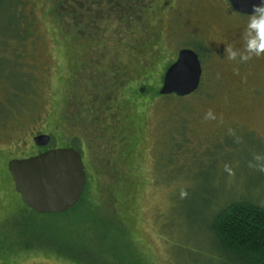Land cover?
Returning a JSON list of instances; mask_svg holds the SVG:
<instances>
[{
	"label": "rangeland",
	"instance_id": "374dc122",
	"mask_svg": "<svg viewBox=\"0 0 264 264\" xmlns=\"http://www.w3.org/2000/svg\"><path fill=\"white\" fill-rule=\"evenodd\" d=\"M64 2L25 0L20 11L33 24L19 55L13 10L0 5V264H85L40 247L50 245L36 237L45 232L63 252L84 253L88 264H231L215 255L212 209L243 197L264 206V55L241 61L226 54L228 46L243 51L248 17L228 0H127L130 17L111 20L106 36H98L89 16H74L72 25ZM183 49L200 56L206 92L187 100L194 106L187 141L171 142V121L161 127L181 105L173 99L151 102L144 124L131 131V119L142 116L124 109L122 95L153 69L162 87L161 62H175ZM20 55L23 70L43 80L35 91L15 78ZM16 88L24 100L19 109L31 96L37 105L13 121ZM209 109L217 119H204ZM43 134L49 148L75 137L86 146L92 194H84L75 215L32 214L15 191L8 163L31 155L34 137ZM54 218H95L103 227L86 222L76 233L67 219L49 227ZM123 226L129 234L121 238Z\"/></svg>",
	"mask_w": 264,
	"mask_h": 264
},
{
	"label": "trees",
	"instance_id": "16d2710c",
	"mask_svg": "<svg viewBox=\"0 0 264 264\" xmlns=\"http://www.w3.org/2000/svg\"><path fill=\"white\" fill-rule=\"evenodd\" d=\"M4 2L7 3V6L9 9L13 10L14 13V27L16 29V41L19 42V44H17L15 47H18L16 54H20L19 49H23L25 44H26V36H27V32H28V27L32 26L33 22H31L30 17L32 16H28L26 14V12H22V10L20 11V9L23 8V6L26 4L25 0H0V5L4 4ZM54 4L55 2L52 1ZM72 2H69V0H66V2H64V4L59 5L61 8H63V11L65 10V13H69L71 15V24H75L74 20L76 19L75 14H73V9H72ZM64 13V12H63ZM29 19H28V18ZM85 17V16H82ZM119 17V16H118ZM126 18H129L130 16L127 14L125 16ZM81 18V17H79ZM28 20V22H27ZM59 20V19H58ZM127 22V20H126ZM87 35L88 33H91V31H86ZM98 33V36H106V31L104 30H99V32H95ZM20 59V63L16 65V70H15V78L17 80V82L19 83V86H21L22 88L26 87L28 89L27 86H32V91L37 90L40 86V83H42L43 80L36 78L35 76H33L32 74H28L26 71L23 70V63H22V59L26 58L25 55L23 56H18ZM167 61H163L161 62V64L163 65V69L166 70V68H168L169 66H171L173 64V60L168 61V59H166ZM159 64H157L156 66H158ZM20 72H18V70ZM156 69H153L152 72H147L146 75H144V77H142V80L137 82L136 84L139 85L138 89H130L128 91H125V93L122 95V98H124L125 102H123V106L124 109L127 110L128 109H134L136 110L138 113H141L140 115L142 116L145 115V113H147L149 110H152L151 107H153V103H157L155 101V99H157L158 101L160 100H167V99H173L175 101L173 102H180V107L176 106L174 108L175 110V115H173L172 120H170L169 115H164V117L162 118L161 121V127L162 129H165L166 124L168 121V124L170 125V121H171V125L173 123L172 131H171V135H170V140L175 141V140H180V143L182 141H187L188 138V134H189V130L187 129V125L190 123L191 121V116L190 114L193 113L194 111V106L187 104V100L190 98H195V96L198 97V99L204 98L206 97V92L201 91L202 90V85L200 87V89L193 95L189 96V97H185V98H180L177 96H162L160 95V85H161V74H156L154 73ZM165 74V72H164ZM163 74V76H164ZM157 79L156 83L155 80ZM159 80V81H158ZM37 89H34V88ZM23 88V90H24ZM15 100H16V104L18 103V105L15 107V112H14V116H12L13 121H15V117L17 118V120H19L20 118L23 117L22 111L26 110L28 108H32L34 109L37 105V101L34 99L33 96H31V98L27 99V101H25V108L24 109H19L18 106L19 105H23V97H22V92L19 91L16 88L15 91ZM155 101V102H154ZM153 102V103H151ZM170 104H165L164 106H161V108L163 110L168 109L167 106H169ZM151 106V107H150ZM141 109V110H140ZM135 111V112H136ZM161 111V110H160ZM137 113V114H138ZM139 115V114H138ZM139 115V116H140ZM120 116V115H119ZM135 117V116H134ZM121 118V116L119 117ZM144 116L142 117H136L131 119L130 126H131V131H133L134 129H136L134 126L136 124L140 123V120H142V124H144ZM128 122V121H127ZM143 126V125H142ZM142 126H138L140 129ZM127 128V130H130L129 125L127 124L125 126ZM9 128V127H6ZM15 128H17L15 125L14 127L10 126V130H14ZM60 128V126L58 127ZM125 128V130H126ZM11 130V131H12ZM126 130V132H127ZM176 132H178L176 134ZM175 134V135H174ZM73 138V137H72ZM20 140V139H19ZM16 141V140H15ZM34 141V139H33ZM18 143V141H17ZM82 142L78 139V138H73L70 139L68 141V144L66 146H69V144H71L74 147L77 148H82ZM85 145V144H84ZM19 146V145H18ZM22 144L20 145L19 149L21 148ZM86 147V146H85ZM131 152V150H129ZM127 155V153H126ZM25 158V157H23ZM23 158H18V159H23ZM202 161V160H200ZM203 163V162H202ZM202 163L201 165H196L194 166V169L192 170L194 171H199L201 170L202 167ZM168 165V164H167ZM169 166V165H168ZM1 171V170H0ZM192 171L190 173H192ZM1 173V172H0ZM93 186V181H88V186L86 189V194L90 193V189ZM92 193H90L91 195ZM85 196H83V198L81 199V201L79 202V204L72 210L64 213V214H76L78 213L77 210L79 208V206L81 204H84L86 202L85 200ZM32 212V211H31ZM32 214H35L32 212ZM212 219L209 222L208 225V231L210 232L213 241H212V245L216 248V252L215 255H223L225 258H227L228 260H231V264H264V206L259 204L258 202H255L254 200H249L246 199V197L240 198L237 201H233L230 203H223L221 205H217L215 206L214 209H212ZM56 221L59 219L58 222H54L51 223L50 225L48 224L49 227H55V228H61L63 226V219H67L68 222L71 221L70 224H68L67 226H71L73 227L72 230H75L76 233L84 226L86 225L88 227V225L86 224V222L92 223V225L94 227L97 226H102L103 223L100 222V220H97L95 218H89V221H86V219H83L81 221L78 220V218H54ZM121 220V221H120ZM118 221H120L119 223H122V219L118 218ZM91 225V224H89ZM93 227V228H94ZM123 230L124 232L121 234V238L124 237H128V232L125 230V226H123ZM52 229V228H51ZM104 228H102L103 230ZM85 230V229H83ZM126 231V232H125ZM101 232V231H100ZM98 233V232H97ZM103 233V232H102ZM55 235L50 234V233H42L40 236L36 235V237L40 240H44L47 241L50 245L44 244V246L40 245L38 243V245L40 247H53V251H55V254L57 256H64L65 259H70L73 260L76 263H85L88 264L89 261H84L83 259H81V257L79 256L80 254H84V253H78L75 254L74 252L70 251V253H65L61 250V248H59L58 246H55L54 242L50 243L49 241L51 240V237H54ZM18 237H15V239L17 240ZM69 239V238H67ZM39 242V240H36V242ZM76 244L83 246L84 244H81L79 241L75 242ZM124 243V242H123ZM30 246V245H29ZM28 247V246H25ZM124 249L125 251H127L128 253H130L131 255H136V253H132V251H129L128 247L125 246L124 244ZM134 251V250H133ZM220 252L222 254H220ZM138 259V258H137ZM83 261V262H82ZM140 262V260H137Z\"/></svg>",
	"mask_w": 264,
	"mask_h": 264
},
{
	"label": "water",
	"instance_id": "95a60500",
	"mask_svg": "<svg viewBox=\"0 0 264 264\" xmlns=\"http://www.w3.org/2000/svg\"><path fill=\"white\" fill-rule=\"evenodd\" d=\"M228 2L236 13L249 16L261 0ZM202 78L200 56L192 49H183L167 68L159 93L162 96L189 97L200 89ZM50 142L48 135L34 138L38 147H48ZM8 171L23 204L38 215H60L74 209L86 189L83 160L73 148L54 149L36 157L13 159L8 163Z\"/></svg>",
	"mask_w": 264,
	"mask_h": 264
},
{
	"label": "flooded vegetation",
	"instance_id": "af4514ba",
	"mask_svg": "<svg viewBox=\"0 0 264 264\" xmlns=\"http://www.w3.org/2000/svg\"><path fill=\"white\" fill-rule=\"evenodd\" d=\"M69 2H72L71 5L73 9V14H75V16H85V17L89 16L90 21L93 22V24L95 25V28H97L96 30L98 29L104 30V31L109 30L111 26L113 25L112 23H109L111 20H117V22L115 21L116 24H118L119 21L124 22L126 18L125 17L126 11L128 12L130 11V9L127 8V0H71ZM116 16H119L118 19L116 18ZM241 16H244V15H241ZM246 17H249V16H246ZM51 142L48 145V147H45V148L38 147L36 144L31 146L32 154L26 158L36 157L49 150H54L53 148H49V146L51 145ZM63 148H73L78 153H80L82 160H83L86 178H87V183H86V189H87L88 175L90 173V168L88 166V158H87L88 156L86 154L87 150L85 149L86 148L85 145L83 144L82 148H77L69 144V146H65V147L63 146L60 149H63ZM26 158H23V159H26ZM86 189H85V192H86Z\"/></svg>",
	"mask_w": 264,
	"mask_h": 264
},
{
	"label": "clouds",
	"instance_id": "9594fccd",
	"mask_svg": "<svg viewBox=\"0 0 264 264\" xmlns=\"http://www.w3.org/2000/svg\"><path fill=\"white\" fill-rule=\"evenodd\" d=\"M243 38L245 41L243 51L232 46L226 48L229 60H236L239 57V60L247 61L253 56L264 55V0H261L260 5L255 6L253 13L249 15ZM204 119L215 120L217 117L213 110L209 109ZM256 159L259 160L261 157L257 156Z\"/></svg>",
	"mask_w": 264,
	"mask_h": 264
}]
</instances>
